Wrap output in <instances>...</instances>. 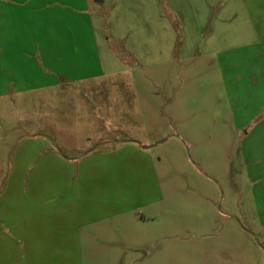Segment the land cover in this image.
Listing matches in <instances>:
<instances>
[{
  "label": "rangeland",
  "instance_id": "1",
  "mask_svg": "<svg viewBox=\"0 0 264 264\" xmlns=\"http://www.w3.org/2000/svg\"><path fill=\"white\" fill-rule=\"evenodd\" d=\"M0 264H264V0H0Z\"/></svg>",
  "mask_w": 264,
  "mask_h": 264
},
{
  "label": "crops",
  "instance_id": "2",
  "mask_svg": "<svg viewBox=\"0 0 264 264\" xmlns=\"http://www.w3.org/2000/svg\"><path fill=\"white\" fill-rule=\"evenodd\" d=\"M144 148H145V146H144Z\"/></svg>",
  "mask_w": 264,
  "mask_h": 264
}]
</instances>
